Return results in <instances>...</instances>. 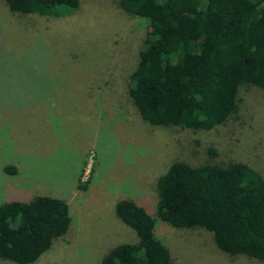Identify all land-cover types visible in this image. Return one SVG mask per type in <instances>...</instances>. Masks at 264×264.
I'll return each mask as SVG.
<instances>
[{"label": "rangeland", "instance_id": "374dc122", "mask_svg": "<svg viewBox=\"0 0 264 264\" xmlns=\"http://www.w3.org/2000/svg\"><path fill=\"white\" fill-rule=\"evenodd\" d=\"M77 1L47 19L0 0V205L46 196L64 201L70 218L32 264H98L115 245L136 243L114 205L132 200L154 216V181L173 162L241 163L264 182L263 90L239 88L236 115L209 131L149 126L127 95L147 22L117 0ZM154 235L178 264H264L218 251L201 229L156 219Z\"/></svg>", "mask_w": 264, "mask_h": 264}, {"label": "trees", "instance_id": "16d2710c", "mask_svg": "<svg viewBox=\"0 0 264 264\" xmlns=\"http://www.w3.org/2000/svg\"><path fill=\"white\" fill-rule=\"evenodd\" d=\"M1 1L11 13L47 19L78 5ZM117 6L147 22L127 95L149 126L209 131L236 115L239 88L264 91V0H117ZM4 173L15 169L7 166ZM152 190L154 216L132 200L115 203V218L133 231L136 243L115 245L98 264H178L154 235L156 219L175 229L209 232L218 251L264 262V182L244 164L173 162ZM69 222L59 199L1 204L0 260L34 263L65 235Z\"/></svg>", "mask_w": 264, "mask_h": 264}]
</instances>
